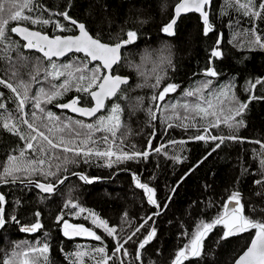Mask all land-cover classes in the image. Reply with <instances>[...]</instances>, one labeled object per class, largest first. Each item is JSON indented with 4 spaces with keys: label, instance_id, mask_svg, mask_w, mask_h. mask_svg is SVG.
Instances as JSON below:
<instances>
[{
    "label": "trees",
    "instance_id": "trees-1",
    "mask_svg": "<svg viewBox=\"0 0 264 264\" xmlns=\"http://www.w3.org/2000/svg\"><path fill=\"white\" fill-rule=\"evenodd\" d=\"M37 2L42 7L37 8L33 15H43L44 18L55 20L57 17L53 15L54 13L70 9L73 18L85 23L93 36L101 34L104 42H109L112 38L111 42L115 43V38L122 30L125 33L129 29L137 31V41L122 50V60L115 70V73L126 75L128 83L122 86L124 92L119 100L113 98L106 104L109 109L112 103H120L122 106V126L118 130V135L125 138L126 151L146 149L149 139L153 141V148L163 144L165 149L161 153L149 149L150 155L146 159L125 161L113 164L112 167L104 166L105 159L93 158L91 163H84L81 159L80 163L69 164L57 174L60 179L65 177L67 179L52 194L42 193L32 183L37 180L55 182V177L46 179L35 175L21 176L14 183L1 185L0 194L5 197L6 215L15 216L19 222L8 219L5 225L0 226V264L11 256L15 245L20 242L32 245L37 241L48 243V264H69L67 255L73 253L81 242H85L88 249L105 246L107 255L111 256L116 246L115 240L107 236L102 228L95 227L88 219L85 220L87 212L81 216L69 215L66 218L72 222H85L86 226L103 238V243L91 237L88 239L65 237L61 226L57 225L56 216L66 201L77 202L81 207L92 210L101 219L106 220L109 226H115L122 242L132 235L147 216L157 211L155 206L147 203L144 191L135 187L132 173H136L141 182L149 183V186L155 189V198L161 204V214L154 218V223L150 222L147 229L142 230L125 245L130 255L124 256L122 250L115 264H119V261H123V264H170L177 249L188 243V239L182 237V232L191 233L201 219L211 222L222 211L223 202L233 191L240 192L246 216L253 220L264 219V212L261 211L264 209V185L254 183L261 179L259 158L256 153L261 151V145L264 144V100L248 102L247 109L237 117L244 122L238 130L226 126L209 130L212 135L234 134L242 138L240 142L226 141L211 155L208 153L215 147V143L190 139L203 132L202 129L177 127L174 121H170L173 127H168V123L162 119L152 120L148 115V109L151 107L150 97L154 90L146 84L154 83L155 68L165 58L171 59L172 66L166 69L167 75L161 82L162 85L175 83L180 86L175 93H170L166 97L169 103L182 100V94L186 89L194 88L207 79H211L217 88L232 82L235 85L232 91L241 102L248 101L249 95H264V88L259 85L251 92L245 91L247 82L264 77V49L240 46V42H244L245 38L237 33L250 27L247 17H242L234 8H229L226 14H222V11H225L223 8L225 0H212L206 6L212 25V30L207 35L204 34V25L200 17L195 13H188L180 16L175 26V35L169 36L161 29L170 20L173 5L177 0H37ZM61 23L70 27L66 21L61 20ZM13 24L15 22L10 23L9 28ZM256 25L264 32V21L257 20ZM27 26L47 32L49 35L59 33L54 30L52 24ZM73 32H76V29H73ZM13 38L19 40L14 34ZM218 38L221 40L219 50L222 56L211 57ZM24 54L32 58L31 63L28 66L17 65L16 71L20 73L19 79L28 81L30 74L38 70L35 57L42 55L27 50H24ZM75 57L83 55L70 53L67 59L63 57L56 60V63H68ZM208 67L214 68L218 75L205 76L204 71ZM6 71H9L7 63L0 61V76L8 79ZM32 87L35 90L37 85L33 84ZM0 92H3L5 97L12 95L10 90L3 86H0ZM74 95L82 93L73 88L58 98L56 103ZM140 98H143V102H140ZM3 102L9 110H15L16 104L11 99H4ZM159 103L163 105L165 102ZM48 107L57 115L91 122L90 118H82L66 110H60L55 104ZM25 110L32 111L28 106ZM229 114L228 105H225L224 112L220 113L221 118ZM157 115L159 117L158 111ZM20 127L23 134L27 135L26 126ZM181 140L187 143L169 145V141ZM257 141L260 143H256ZM24 143L19 135L0 127V165L9 155H18V150ZM176 155L181 157V162L169 158ZM205 156L207 159L185 177V173ZM72 173H82L101 179L92 184H85ZM181 177H185L182 182ZM7 180L13 181L11 177ZM173 188L176 189L174 193L171 191ZM258 193L260 195H257ZM168 196L172 197L171 201L166 199ZM165 203L169 206L163 209ZM37 211L41 213L40 222L43 228L38 232H22L21 226L35 223L34 213ZM152 227L156 228V236L141 250L142 260L138 261L135 259L137 245ZM222 231L223 227L217 226L206 239L201 256L190 257L184 264H231L251 236L245 233L217 244ZM84 261L85 264H92L88 257H85ZM109 264L114 262L109 261Z\"/></svg>",
    "mask_w": 264,
    "mask_h": 264
},
{
    "label": "snow or ice",
    "instance_id": "snow-or-ice-1",
    "mask_svg": "<svg viewBox=\"0 0 264 264\" xmlns=\"http://www.w3.org/2000/svg\"><path fill=\"white\" fill-rule=\"evenodd\" d=\"M211 2L212 0H182L175 6V17L190 11L199 13L204 25V34L207 35L212 30V25L206 6ZM41 7L37 0H0V61L6 62L9 69L5 73L8 75V79L0 76V86L10 90L12 94L5 97L4 93L0 92V127L14 135H19L20 139L25 142L23 147L18 150V155H9L7 160L0 165V169H2L0 170V182L7 183L9 177L13 181L20 179L21 176L35 175L43 176L46 179L55 177V182L34 181L35 186L43 193L52 194L67 179V177L60 179L57 174L62 169H66L69 164L80 163L81 159L84 163H91L93 158L105 159L104 166L112 167L113 164H121L125 161L146 159L150 155L149 149L156 153L164 151L163 144L153 148L151 139L148 141V147L144 150L126 151L125 138L118 135V130L122 126V106L120 103H112L109 109L105 103L106 100L111 102V98L119 100L124 92L122 86L127 85L128 77L113 73L122 60V50L137 41V31L129 29L125 33L122 30L115 38V43L111 42L112 38L109 42H104L101 34L93 36L85 23L73 18L70 15V9L54 13L53 15L57 19L53 20L44 18L43 15H33L36 9ZM223 8L225 11H222V14H226L227 9L234 8L237 13L249 20L250 27L237 33L245 38L244 42H240V46L264 49V32L256 25L257 20L264 21V0H225ZM61 20L66 21L70 27L61 23ZM12 22H15L16 26L9 28V24ZM175 23L176 19L174 18L164 25L161 31L169 36H174ZM49 24L54 25V30L61 34L50 36L47 32L27 26ZM73 29H76L78 34L73 32ZM65 32H73V34L64 35ZM13 34L19 36L20 40L14 39ZM248 37L252 39H247ZM233 42L235 41H230V43ZM220 44L221 40L218 38L217 46L212 49L211 57L222 56V52L219 50ZM24 50L42 54V56L35 57V65L38 70L34 74H30L28 81L19 79L20 73L16 71L17 65L28 66L31 63L32 58L25 55ZM69 53H83L84 55L75 57L68 63H56L60 57L67 59ZM13 54H15V58H13ZM93 62H96L94 66ZM171 66L170 58L162 60L155 68L154 83L146 84L147 87L154 90L150 97L151 107L148 109L150 119L160 118L168 123V127H173V123L170 121H174L177 127L202 129L206 134H199L190 139L215 143V147L208 155L215 152L226 141L240 142L242 138L234 134L217 136L210 134L209 130L221 126L238 130L244 122L237 117L247 109L248 102L264 100V95H249L248 101L241 102L232 91L235 87L232 82L217 88L211 79H207L194 88L186 89L182 94V100L169 103L166 101L168 94L175 93L180 87L175 83L166 85L161 83L167 75L166 69ZM204 74L207 77L218 75L212 67L206 68ZM33 84L37 85L35 90H33ZM258 85L264 88V77L256 78L254 82H247L245 91L251 92ZM73 88L82 95L74 97L68 103H56L58 98ZM86 97L90 99H85ZM4 99H11L16 104L15 110H9L3 102ZM140 102H143V98H140ZM159 102L165 103L162 105ZM52 104L60 109H70L79 117L90 118L91 122L57 115L48 107ZM225 105H228L230 114L221 118L220 113L224 112ZM233 105L235 107H232ZM26 106L30 107L32 111H26ZM21 125L26 126L27 135L23 134ZM185 143L187 141L184 140L169 141V145L173 146ZM164 154L167 155V152ZM256 155L259 158L261 179L254 183L264 185V144L261 145V151ZM169 158L181 162V157L178 155ZM206 159L207 156L189 169L185 173V177ZM72 175L78 176L85 184H92L101 179L82 173H72ZM185 177H181V182ZM132 179L135 187L144 191L147 203L155 206L157 211L147 216L132 235L123 239L122 242L115 226H109L106 220L101 219L92 210L81 207L77 202L71 200L65 202L64 207L56 216L57 225L62 226L65 237H91L103 243V238L94 230L85 227L84 224L70 223L66 218L69 215L81 216L87 212L84 219L91 218L95 227L102 228L107 236L113 237L116 242L111 256L107 255L105 246L88 249L83 245H77L76 250L66 257L69 264H85V257L95 261V264H109V261H113L115 264L122 250L124 256L130 255L125 245L142 230L147 229L150 222L154 223V218L161 214V204L155 198V189L150 187L149 183L141 182L136 173H132ZM175 190V188L171 189L173 193ZM166 199L171 201L172 197L168 196ZM241 199L240 192L233 191L223 202L222 211L211 222L201 219L195 224L191 233L182 232V237L187 238L188 243L177 249L170 264H184L190 257H200L206 239L217 226L223 227L217 244L245 233L251 236L250 243L235 260V264H264V219L253 220L246 216L244 214L245 205ZM5 203L4 195L0 194V226L5 225L8 219L18 223L15 216L7 217ZM168 206L167 203L163 204V209ZM253 211L256 210L253 209ZM261 211L264 212V209ZM34 216L35 223L21 226L22 232H38L43 228V224L40 222L41 213L37 211ZM155 236L156 228L152 227L147 236L137 245L136 260H142L141 250ZM48 252L49 244L46 242L37 241L35 245L20 242L15 245L11 256L5 259L3 264H48ZM97 256H100V259L97 260ZM119 264H123V261H119Z\"/></svg>",
    "mask_w": 264,
    "mask_h": 264
},
{
    "label": "water",
    "instance_id": "water-1",
    "mask_svg": "<svg viewBox=\"0 0 264 264\" xmlns=\"http://www.w3.org/2000/svg\"><path fill=\"white\" fill-rule=\"evenodd\" d=\"M182 2V0H177V2L173 5V9H172V16H171V18H170V20L166 23V24H168L171 20H173L174 18L176 19V23H177V21H178V19L180 18V16H182V15H185V14H188V13H195L196 15H198L199 17H200V19L202 20V18H201V16H200V14L199 13H197V12H195V11H190V12H187V13H181L180 14V16L179 17H175V12H174V9H175V6L178 4V3H181ZM79 22H81V21H79ZM176 23H175V25H174V30H175V26H176ZM165 24V25H166ZM13 26H16V23L13 25ZM12 26V27H13ZM32 28V27H31ZM35 29V28H34ZM35 30H38V29H35ZM75 33H77L78 34V31L76 30V32ZM57 34H59V33H57ZM71 34H73V33H71ZM165 34V33H164ZM18 39H20V37L19 36H17L16 34H14ZM54 35H56V34H54ZM64 35H69V34H64ZM167 35V34H166ZM50 36H52V35H50ZM41 54V53H40ZM70 54V53H69ZM80 54H82V55H84L83 53H80ZM42 55V54H41ZM61 58H63V57H60L59 59H61ZM55 59V58H54ZM113 74H118V73H113ZM119 75H121V76H123V77H127L126 75H122V74H119ZM74 97H76L75 95L74 96H72V97H70V98H68V99H66V100H64V101H62V102H59V103H68V102H70ZM111 99H113V98H111ZM108 100H106L105 101V103L107 102ZM81 106H91V105H81ZM58 108V107H57ZM58 109H60V108H58ZM60 110H66L68 113H71V114H73V115H76V116H78V114H76V113H72L71 112V110L70 109H60ZM82 118H84V117H82ZM86 119H89V118H86ZM8 183H14V181H10V182H7V183H3V182H0V186L1 185H4V184H8ZM34 186H35V183L33 182L32 183ZM36 187V186H35ZM59 187V186H58ZM57 187V188H58ZM39 189V188H38ZM40 190V189H39ZM41 191V190H40ZM42 192V191H41ZM43 193V192H42ZM44 194H46V193H44ZM228 199V198H227ZM226 199V200H227ZM225 200V201H226ZM254 234V233H253ZM250 239H251V237H250ZM250 239H249V241H248V243H250ZM247 243V244H248ZM247 244H246V246H247ZM246 246L243 248V250L246 248ZM242 250V251H243ZM242 251L234 258V260L232 261V263L231 264H235V260L238 258V256L240 255V254H242Z\"/></svg>",
    "mask_w": 264,
    "mask_h": 264
},
{
    "label": "rangeland",
    "instance_id": "rangeland-1",
    "mask_svg": "<svg viewBox=\"0 0 264 264\" xmlns=\"http://www.w3.org/2000/svg\"><path fill=\"white\" fill-rule=\"evenodd\" d=\"M94 65H95V64H93V66H94ZM199 134H203V132H200ZM199 134H197V135H199ZM88 221L91 222V218L88 219ZM69 222H70V223H73V224H84V225H85V222H78V223H77V222H72L71 220H69ZM85 227H88V226L85 225ZM88 228H89V227H88ZM61 229H62V226H61ZM90 229H91V228H90ZM62 233H63V232H62ZM88 238H89V237H79V239H88ZM80 245H83V246H85V247L87 246V245L85 244V242H81ZM73 251H75V250H73ZM96 259H97V260L100 259V256H97ZM92 264H95V261L92 260Z\"/></svg>",
    "mask_w": 264,
    "mask_h": 264
},
{
    "label": "flooded vegetation",
    "instance_id": "flooded-vegetation-1",
    "mask_svg": "<svg viewBox=\"0 0 264 264\" xmlns=\"http://www.w3.org/2000/svg\"><path fill=\"white\" fill-rule=\"evenodd\" d=\"M14 25V24H13ZM13 25H11V27L13 26ZM55 34H57V33H55ZM20 40V39H19ZM33 52H36V51H33ZM36 53H38V52H36ZM38 54H40V53H38ZM41 55V54H40Z\"/></svg>",
    "mask_w": 264,
    "mask_h": 264
},
{
    "label": "bare ground",
    "instance_id": "bare-ground-1",
    "mask_svg": "<svg viewBox=\"0 0 264 264\" xmlns=\"http://www.w3.org/2000/svg\"><path fill=\"white\" fill-rule=\"evenodd\" d=\"M58 60H60V59H58Z\"/></svg>",
    "mask_w": 264,
    "mask_h": 264
}]
</instances>
